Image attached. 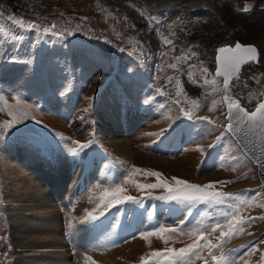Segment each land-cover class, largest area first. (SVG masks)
<instances>
[{
	"label": "rangeland",
	"instance_id": "1",
	"mask_svg": "<svg viewBox=\"0 0 264 264\" xmlns=\"http://www.w3.org/2000/svg\"><path fill=\"white\" fill-rule=\"evenodd\" d=\"M189 1L0 0V264H21L25 252L15 228L22 230L29 219L43 221L31 208L19 213L15 207L21 193L29 195L32 176L55 198L67 249L74 243L66 227L75 224L82 249L68 252L75 264H107L104 259L137 241L148 243V255L127 264H171L169 250L189 247L201 234L217 247L194 249L190 264H217L221 258L226 264H264L263 190L256 167L224 130L223 90L212 74L219 45L250 43L263 60L255 2ZM12 18L35 27H20ZM245 72L249 83H235L230 94L250 88L245 98L239 95L250 109L264 94V67L250 65ZM9 122L11 128L3 127ZM114 131L129 140L138 158L128 161L104 142ZM73 142L86 145L77 156L71 154ZM79 166L94 178L70 194L62 189V177ZM151 172L172 187L176 177L214 184L210 191L226 196L191 205L155 199L169 193L137 188L158 182ZM116 187L142 203L105 206L102 194ZM89 213L101 220L92 223ZM80 226H86L90 245L77 232ZM173 228L180 231L142 238ZM38 257L44 264L50 255Z\"/></svg>",
	"mask_w": 264,
	"mask_h": 264
},
{
	"label": "bare ground",
	"instance_id": "2",
	"mask_svg": "<svg viewBox=\"0 0 264 264\" xmlns=\"http://www.w3.org/2000/svg\"><path fill=\"white\" fill-rule=\"evenodd\" d=\"M251 1L255 2V12H256L255 14L258 15L257 21L255 20V22L257 24V27H259V29L257 30L258 34L256 35V36H259V37H257V39H259V40H257L256 43L259 45V47L261 46L260 48H263V50H264V0H251ZM206 2H207V0H192V1H189V4L194 3V6H195V4L196 5H200L201 3L206 4ZM198 3H200V4H198ZM252 34L254 35L255 33H252ZM256 36H254V37H256ZM245 44H250V43H245ZM257 51H258L257 63H250V64H247L245 67H243L242 76H241L242 80L241 79H235V77H234L232 79L231 87L228 88L227 93L224 91V88H222L223 93L225 94V97H227V95L231 96L230 91L232 90L233 85L235 83L239 82L241 85H243L245 83H249L251 76L249 74L247 75V73L245 72V70L248 66L260 65L261 67H264V58H263V60H260V51L258 48H257ZM213 70H214V68H213ZM249 89L250 88H245V87L241 86L240 89L238 90V93H237L238 95H236V96L239 97V95H244V98H245L250 93ZM263 95L264 94H262V97H263ZM231 97H233V96H231ZM113 133H112L113 136H111V135L108 136L107 139L106 138L104 139V142L108 146L115 148L116 151L118 152V154L122 158L127 159L128 161H132L134 158H138L139 153H137V151H135L133 145L129 142V140L127 138L123 137L119 131H114ZM83 168L84 167H82V166L76 167V170H77L76 173H72L71 172L72 170H69L70 174H72V175L70 177H62V180H63L62 189L63 190L64 189L69 190L70 194H77L81 191V189L84 186L89 185V183L93 180L94 177H91V176L89 177V175L86 172H83ZM51 174H52V172H51ZM74 174H76V175H74ZM37 175H38V172H37ZM87 177L89 179L88 184L86 182ZM36 179L37 178L34 176L27 179L28 184L33 183V186L32 185L28 186V188L30 187V193L28 195V194H23L20 192L22 194V196H20L21 199H17L19 205H15V207L18 206V212H19V210L22 212V210H27L28 208H31L32 213L38 214V212H39L42 214L41 216L43 218L42 222H38L39 221L38 220L37 222L33 223V220H31V219H29L31 224L28 222L23 224V222H21L23 224L22 230L18 231V229H20V226H18L17 228H15L13 230L14 232H16V234L18 232L17 236H18V238L21 239V242L18 244V246H21L22 250L25 252L24 255L21 254L23 256L21 259H19V263H21V264H40L39 263L40 258L38 256L40 253L45 252V254L49 253L50 258L47 260V263H44V264H56L55 261H57V262L59 261L58 264H75V262L71 259L70 255L68 253L69 251L74 252L75 249H79V247H80V242H79V239L77 238V234H76L75 224L73 221L70 223L68 221L69 226L66 227V228H69L66 231L70 232L69 235L67 236V238L69 239L68 241L71 240L74 243L73 248L71 247L70 249H67V247L66 248L64 247L66 242L64 241L63 236H61L59 234V232L62 228L61 227L62 220H61V215H60L61 212H59L60 209H57V207L54 206L53 200H55V198L52 199L51 195L49 193H47V191H46L47 188L45 189L42 186L43 182H40L39 179H37V180ZM16 192H17V190H16ZM30 196H32V197H30ZM35 217H37V215ZM20 218L21 217L19 216L18 219H20ZM44 220H46V223H44ZM19 223H20V221H19ZM147 224H148V221H145L143 223V225H145L144 227L148 226ZM85 227L86 226H80L78 228L77 232L81 235V239H83V237H84L85 242L88 245H90L89 244V239H90L89 233L87 231H85ZM85 232H87L88 235H86ZM21 233H23V235ZM147 244L148 243L137 241V242H135L132 245H129L127 247L128 248L127 252H124L125 249H124L123 253H122V250L116 251V253H114L112 256L104 259V262H106L107 264L108 263L109 264H127V262L138 261L141 258L148 255L147 250H145V246ZM57 249H59V252L57 253L59 256L57 255V257H55L54 255H56ZM17 257H18V255H17ZM117 257H120L121 259H123L124 262H118V263L114 262L115 258H117ZM50 261H52L53 263H48ZM41 264H43V263H41Z\"/></svg>",
	"mask_w": 264,
	"mask_h": 264
},
{
	"label": "snow or ice",
	"instance_id": "3",
	"mask_svg": "<svg viewBox=\"0 0 264 264\" xmlns=\"http://www.w3.org/2000/svg\"><path fill=\"white\" fill-rule=\"evenodd\" d=\"M250 5L245 6V11L249 10ZM14 23H16L20 27H26L27 29L31 30L35 26L32 25L31 23L27 24L25 26L24 22L22 20L17 21L15 18H12ZM47 31V30H45ZM14 39L16 40H22V36H15ZM221 53H230L231 55L228 57H223L221 58L222 62V67L217 70L216 75L217 76H224V91L227 93L228 91V86L230 83V80L232 78V74H236V78L239 76V69L242 63L247 62L249 60H254L257 58V49L253 46H248V47H242L239 44L236 46L235 52H233V49L231 48H221L219 49ZM207 72V70H204ZM207 83V81H206ZM215 83V81H213ZM20 104L19 99L17 98V105ZM6 107L7 106L5 102ZM235 106L237 108V111L233 113L232 108ZM3 108H0V111H3ZM210 110H214L210 109ZM87 111V109H85ZM10 116L13 117V119H16V115L13 111L9 110L8 113ZM226 118L228 120L227 128L228 130H232L234 128L233 121H236L239 124H244L248 126L249 128H255L258 130H264V103H261L256 107L255 111L249 112L242 107H240L238 102L231 101L228 103V112L226 115ZM39 123V122H38ZM210 123V121H209ZM13 126L12 122L6 123L3 125V127H8L11 128ZM77 144V148H73L71 150V154L73 156H77L80 154V151L83 150V148L86 145L79 144L78 142H73ZM261 167H264V165H261ZM137 172H140L141 170L137 169L135 170ZM148 175L154 176L157 178V183L156 184H137V188L140 190L144 189H155L159 187H163L167 190L169 193L168 196L164 197H154L155 199H164V200H170V201H175L180 204H188L191 205L192 203H199V202H205L208 201L210 198L214 197H221L225 198L226 194L220 193V192H212L210 189L214 187V184H207L204 186H199L195 184L188 183L187 181L178 179L176 177H173V180L175 181V187L170 186L168 183H166L163 179H161V174L158 172H151L148 173ZM124 189L121 187H116L113 191H105L102 196L101 200L105 202V206H114L117 204H123L126 201L135 203V204H141V200H137L136 198L128 195H123ZM226 198L229 199H236L240 200L241 198L239 196H234L232 194H228ZM89 217L92 220L97 219L95 215H92L91 213L88 214ZM103 215V213H101ZM255 219V218H253ZM259 219H264V217H260ZM213 231H215L216 227L218 225L212 226ZM180 231V229H158L156 232H150L143 234L142 238L147 239L148 236L151 235H160L163 232H177ZM222 236H228L229 238L231 237V233H223L221 232ZM199 241H205V244L199 243ZM204 246H207L209 248L212 247H217L214 245H211L207 243V238L203 236L202 234L198 237V242L186 247L179 249L178 251L176 250H169L170 255H171V264H190V261L192 259V256L197 255V253L194 251V249L197 248H202ZM162 253L160 252H153L152 256H161ZM187 256V259L184 257ZM212 258L216 260L217 258L213 255ZM143 264H147L146 261L143 262ZM217 264H226V261L221 258L220 260L217 261ZM234 264V262H233Z\"/></svg>",
	"mask_w": 264,
	"mask_h": 264
},
{
	"label": "water",
	"instance_id": "4",
	"mask_svg": "<svg viewBox=\"0 0 264 264\" xmlns=\"http://www.w3.org/2000/svg\"><path fill=\"white\" fill-rule=\"evenodd\" d=\"M240 45L242 47H248L253 46L251 44H242L238 41L234 42L233 44H226V45H219L216 47L214 52V70L212 71L213 76L216 79L220 80L221 88H224V76H217V70L222 67L221 58L228 57L231 54L230 53H221L219 49L221 48H231L233 49V52H235L236 46ZM255 47V46H253ZM256 48V47H255ZM257 49V48H256ZM258 61V51H257V58L254 60H249L247 62H244L241 64L239 69V76L236 78V74H232V78L229 83V87H231L232 79L235 77V79H241L242 76V69L247 64L250 63H257ZM242 80V79H241ZM222 102L224 106V130L229 134V136L234 140L236 145L240 148L241 152L248 158V160L256 167V173L259 180V183L262 187L263 194H264V167H261V165H264V130H258L255 128H249L248 126L244 124H239L236 121H233L234 128L232 130H228L227 124L228 120L226 118L227 112H228V103L231 101L238 102L240 107L243 109L253 112L255 111L256 107H258L259 104L264 103V95L261 97V99L254 104L250 109L242 104V101L239 97L230 95H227L225 97V94L223 93L222 96ZM240 97L244 98V95H240ZM233 113L237 111V108L233 106L232 108Z\"/></svg>",
	"mask_w": 264,
	"mask_h": 264
}]
</instances>
